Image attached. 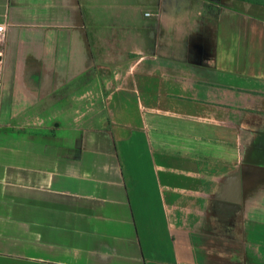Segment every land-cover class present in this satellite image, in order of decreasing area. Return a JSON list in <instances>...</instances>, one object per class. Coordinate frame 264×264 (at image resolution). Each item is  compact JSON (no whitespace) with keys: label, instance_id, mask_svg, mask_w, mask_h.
<instances>
[{"label":"crops","instance_id":"obj_1","mask_svg":"<svg viewBox=\"0 0 264 264\" xmlns=\"http://www.w3.org/2000/svg\"><path fill=\"white\" fill-rule=\"evenodd\" d=\"M95 14L141 40L108 78ZM0 27V264H264V7L0 0Z\"/></svg>","mask_w":264,"mask_h":264},{"label":"rangeland","instance_id":"obj_2","mask_svg":"<svg viewBox=\"0 0 264 264\" xmlns=\"http://www.w3.org/2000/svg\"><path fill=\"white\" fill-rule=\"evenodd\" d=\"M95 16L99 17L93 19L94 28L90 29L94 39L93 52L98 60L99 74L108 78L124 68L125 61L133 56L130 48L138 47L141 40L138 35L125 34L121 25L126 20H113L112 14H95ZM116 16L118 17L119 14ZM102 85L105 86L103 83Z\"/></svg>","mask_w":264,"mask_h":264},{"label":"trees","instance_id":"obj_3","mask_svg":"<svg viewBox=\"0 0 264 264\" xmlns=\"http://www.w3.org/2000/svg\"><path fill=\"white\" fill-rule=\"evenodd\" d=\"M238 2L248 3L255 6L264 7V0H235Z\"/></svg>","mask_w":264,"mask_h":264},{"label":"built area","instance_id":"obj_4","mask_svg":"<svg viewBox=\"0 0 264 264\" xmlns=\"http://www.w3.org/2000/svg\"><path fill=\"white\" fill-rule=\"evenodd\" d=\"M145 16H150V14H149V13H146ZM2 29H3V28L0 27V31H1Z\"/></svg>","mask_w":264,"mask_h":264}]
</instances>
